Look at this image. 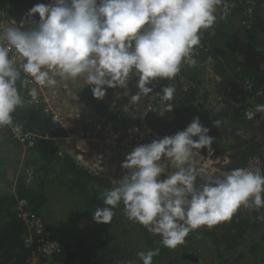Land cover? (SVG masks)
<instances>
[{
  "label": "clouds",
  "instance_id": "9594fccd",
  "mask_svg": "<svg viewBox=\"0 0 264 264\" xmlns=\"http://www.w3.org/2000/svg\"><path fill=\"white\" fill-rule=\"evenodd\" d=\"M221 6L223 19L234 6L229 0H50L34 5L26 14L27 27L0 28V128L12 126L13 114L25 106L20 88L28 90L27 103H38L39 96L46 95L40 89H54L59 81L80 77L98 100L104 99L107 88L128 89L130 78L138 77L139 91L131 96L130 106L139 107L153 93L150 85L179 78L186 63H195L192 56L201 33L217 22ZM37 14L38 21L32 19ZM174 94L175 88L166 85L157 95L164 102ZM158 108L148 101L144 119ZM255 112L264 113V104H257ZM123 118L117 114V119ZM98 119L102 128L91 132L106 136L107 119ZM144 119L128 122V136L131 128L144 132L145 125L149 127ZM214 124L221 127L219 120ZM210 131L197 116L184 130L151 143L148 137L147 144L133 151L131 140L125 142L127 155L121 167L126 174L101 192L104 207H96L94 221L110 224L114 209L123 203L129 220L175 249L192 230L230 221L241 207L264 208L260 168H235L213 176L197 166V150L206 148L212 154L217 149L212 148ZM165 163L175 171L162 178ZM198 177L206 178L200 186ZM158 254L159 248L137 253L142 264H153Z\"/></svg>",
  "mask_w": 264,
  "mask_h": 264
},
{
  "label": "trees",
  "instance_id": "16d2710c",
  "mask_svg": "<svg viewBox=\"0 0 264 264\" xmlns=\"http://www.w3.org/2000/svg\"><path fill=\"white\" fill-rule=\"evenodd\" d=\"M40 1L42 0H35L36 4H39ZM31 2V0H0V6H11V11L17 15L25 10ZM229 3L234 6L230 7V13H228L227 17L219 18L223 15L221 6L217 10L218 19L214 26L202 31L201 43L196 47L193 56L200 62L207 61L212 64L213 71L230 82H234L235 78L238 77L250 78L255 88L258 91H262L261 94L254 97L256 101H252L250 97L240 95L236 103L219 112H211L205 108L207 100L201 101L198 90L193 88L191 94H185L181 90L178 77L171 81L161 80L154 82V86L150 85V87L160 93L166 85H171L175 88L173 99L167 101L164 116L172 119L176 114L178 120L162 123L163 125H169V135L184 130L192 122L193 118L198 116L201 123L211 129L209 135L214 137L212 148L224 147L231 152H236L239 150L237 144L246 145L243 148L244 151L242 149L240 151L241 155L237 158L238 163L228 165L227 170L231 171L235 168H241L247 155L250 154L260 155L264 162L262 137L258 141L252 142L251 139L244 140V135L248 133L246 130L240 129L237 133L231 134L218 132L213 129L215 120L241 127L245 124L249 125L251 120L245 117L247 107L264 104V64L253 60L252 53H245L241 47L242 44H248L253 47L254 43L264 46V0H258V5L251 17L246 12L247 6L243 0H229ZM246 21L251 23L249 29H247ZM184 67H182L181 72L185 74L186 78L188 77L193 83L199 85L200 79L198 80L197 75L191 73L192 70L190 71L189 68L186 67L187 69H184ZM20 93L22 96L29 97L27 89L20 88ZM169 104L172 105V110L168 109ZM260 117L255 125L256 127L261 121H264V113H260ZM13 118L14 121L24 123L27 128L37 133L35 144L30 149L34 154H38L36 158L38 168L35 169V174H32L28 183L24 180L20 182L19 179L14 189L12 187L7 188L5 191L0 189V264H25L32 254L31 248L27 247L24 241L23 235L26 231V224L18 216V202L21 199L26 200V208L31 214L43 218L45 227L50 229L53 232L52 236L59 240L60 251L54 255L51 264H125L112 263L111 259H106V253L102 250L105 249V242L108 238L95 244H90L85 238L76 237L72 240L69 237H64V235H59L56 232L61 226L60 222L55 225L42 213L47 199L43 191L45 181L50 172H53L54 166L60 165L59 178L66 180L67 195L75 194L78 197H83V199L78 200L80 205L76 201L75 205L78 207L83 205L86 213L94 212L96 207H104L100 198L101 192L116 185L111 184L104 177L97 176L91 171L83 169L71 155L60 152V145L58 144L57 146L56 142H60V144L65 142L58 137H61L60 135H64L66 132L60 125H57V129L53 130L56 124H54L51 115L44 110L42 103H32L18 108L13 114ZM257 133L255 135L259 137ZM13 135L11 128H0V144L5 142L19 144L20 142ZM227 135H230V137H227ZM230 138H233L231 142L229 141ZM236 138H238V141H236ZM205 150L206 148L199 151L205 152ZM2 161H4L3 157L0 156V162ZM39 170L41 174L37 172ZM21 178L24 179L23 176ZM205 180L206 178L198 177L197 186L202 185ZM81 213L79 214L80 217H82ZM260 226H262V230L259 235L254 239L252 238L249 244L253 252L258 249V241L264 239V208L251 209L249 216L244 215L242 209H239L230 221L217 224V227L222 230V236L227 242V248H234L238 244L243 243V240L249 238L250 231L255 228L258 229ZM152 242L153 239H149V243L151 244ZM34 246H37V239H35ZM194 263L200 264V262Z\"/></svg>",
  "mask_w": 264,
  "mask_h": 264
},
{
  "label": "rangeland",
  "instance_id": "374dc122",
  "mask_svg": "<svg viewBox=\"0 0 264 264\" xmlns=\"http://www.w3.org/2000/svg\"><path fill=\"white\" fill-rule=\"evenodd\" d=\"M241 47L245 53H252L253 60L264 64V46L261 48L260 44L254 43L253 47L248 44H242ZM209 69L211 70V68L204 67L202 80L210 77L211 71ZM130 79L132 80L129 82L128 89L107 88L106 96L102 100L94 98L91 91L92 86L87 85L83 77L76 80L59 81L54 89H40L49 97L47 98L48 104L45 105V110L47 109L51 116L56 115L61 120V127L66 132L64 135H60L65 142L61 144L56 142L57 146L60 145V152H71L80 167L91 171L97 176L106 178L114 185H117L118 180L126 174V170L122 169L121 163L127 155L123 152V144L131 140L128 139L127 134L128 122L135 120L139 122L140 119H144L145 112L143 108L147 105V102L159 106L158 111L154 110L146 117L149 128L158 137L166 136V134L170 136L169 125H163L162 123L178 120L176 114L172 119L164 116L167 101L162 102L157 95L160 92L155 90L149 97L142 100L139 107L130 106L131 96L139 91L136 86L137 77ZM197 88L201 101L207 100L205 108L208 110L210 101L208 97L205 98L206 88L204 83H199ZM126 91L129 93L128 95L124 94ZM218 91H220V96L224 88L221 87ZM50 92H52L51 95ZM119 93L120 95H118ZM23 97L26 101L25 106H27L29 99ZM212 107H215V105ZM118 113H121L124 118L117 119ZM100 116L107 119L106 136L95 135L91 132L92 129H87L85 126L88 123L86 118H98ZM259 118H261L260 113H256L250 124L243 126V130L248 132L244 135V140L251 139L252 142H255L260 137L264 140V121H261L257 127L255 126ZM222 123L221 127H214L213 129L231 132L237 127L234 124ZM132 130L131 128V133ZM255 133L259 134V137H256ZM149 137V140L155 138L154 134ZM158 137L157 139H159ZM66 139H70L69 143L73 145H69ZM0 156L4 160L0 162V189L3 191L10 187L14 189L19 179L20 182L24 180L28 183L29 178L31 179L32 174H35V169L38 168L36 165L38 154H34L31 149L23 144L11 142L0 144ZM198 159L199 156L196 155L197 166L204 167L202 166V160ZM165 168L166 171L162 178L175 171L169 163H165ZM59 170L60 165L54 166L53 172H50L45 181L43 191L47 199L42 209L43 215H46L45 217L55 225L60 222L61 226L56 232L72 240L80 237L85 238L90 244H95L108 238L105 242V249L102 251L106 253V259H111L112 263L134 261V264H142L137 255L138 252L159 248V254L153 258V264H196L194 262H200V264H264V239L258 241V249L255 252L251 251L249 246L252 238L254 239L259 235L262 226L251 230L249 238L243 240V243L234 248H227L222 230L216 225L212 228L203 226L190 232L191 234L187 235L182 245L170 249L162 245L161 238L158 235H153L141 224L129 220L124 213L123 203L114 209L115 215L110 224L95 222L92 211L86 213L83 205L80 207L75 205V201L79 203L78 200L83 199V197H78L75 194L67 195L66 180L59 178ZM37 172L41 174L40 170ZM216 173L212 175H220L218 172ZM80 212H82V217L79 216ZM242 212L244 215L249 216L251 209L243 208ZM149 239H153L151 244Z\"/></svg>",
  "mask_w": 264,
  "mask_h": 264
},
{
  "label": "built area",
  "instance_id": "2783aa9c",
  "mask_svg": "<svg viewBox=\"0 0 264 264\" xmlns=\"http://www.w3.org/2000/svg\"><path fill=\"white\" fill-rule=\"evenodd\" d=\"M32 2L30 5L23 10L22 12L18 13L17 15L13 14L11 11V6L9 5H1L0 6V28L7 27L9 25H15L18 27H27L26 19H29L26 14L28 10L36 5L35 0H31ZM246 4V12L249 14V17L252 16L253 11L255 10L256 6L258 5V0H243ZM40 3L48 4L50 3V0H42ZM39 3V4H40ZM263 3V2H262ZM230 13V11H229ZM36 21L39 20V15L37 14L36 17L32 18ZM247 23V29L250 28L251 23L246 21ZM192 59L195 60L194 64H185L187 68L190 70L195 69H203L204 67L211 68V75L210 78L216 80L217 76L212 70V64L206 62H200L197 60L195 56H192ZM210 62V59H209ZM185 67V68H186ZM179 81H180V87L181 90L185 94H191L193 92V88L198 90L196 83H193L188 77L186 78L185 74L180 71L179 73ZM224 91L221 93L220 96L213 97V94H209L208 100L210 101V108L208 109L211 112H218L229 105L236 103L239 99V94L242 93L243 96H247L250 98H254V96H257L261 94L262 91H258L253 81L250 78L246 77H238L235 78L234 82L232 83H225ZM249 86V87H248ZM49 97H47L44 94V97L39 98V103L44 104V102L47 103ZM32 104V103H30ZM215 105V107H212ZM218 105V106H217ZM45 108V105H44ZM152 108V107H151ZM47 110V109H46ZM148 110V109H147ZM146 110V111H147ZM256 115L255 107L254 106H248L246 109L245 117L248 120H252ZM52 120L54 124H56V127H53L54 130L57 129V125H61V120L56 117V115L52 116ZM87 124L85 125L87 129H94V133L98 132L100 128H102V122L98 118H91L87 120ZM11 128L12 132L14 133V137L23 145L26 147H33L37 138V133H35L33 130H30L27 128L24 123L14 121L12 126H8ZM87 131V130H86ZM146 134V135H145ZM155 136V138H152L150 140V143L157 139L158 135L155 134L152 129H150L147 125H145L144 132H141L140 130H135V137H131L132 142V148L131 151L134 150L135 147L147 144L148 137L150 135ZM164 136H159L158 138H162ZM59 139H62L61 137H58ZM150 139V137H149ZM66 142H70V139H66ZM69 145H73L69 143ZM215 151V150H214ZM199 156V159L202 160V166H204L211 174H223L225 172H229L226 168V162L227 160H220L217 157L214 156V152L212 154L208 153V150L206 152H202L197 150V154ZM126 158V157H125ZM198 159V160H199ZM197 162V161H196ZM221 163V164H219ZM221 166V167H219ZM260 168L262 171H264V162L262 160V157L258 154H250L247 155L244 164L241 166V168ZM217 170V171H216ZM26 200L21 199L18 202V216L24 220L26 224V231L24 233V241L27 245V247L31 248L32 254L27 259L25 264H51V261L54 259V255L57 254L60 251V243L59 240L54 238L52 236V231L50 229H47L44 225V220L41 216L31 214L29 210L26 208ZM243 209V208H241ZM254 209V208H253ZM35 239H37V246L35 247Z\"/></svg>",
  "mask_w": 264,
  "mask_h": 264
},
{
  "label": "crops",
  "instance_id": "0c3cea01",
  "mask_svg": "<svg viewBox=\"0 0 264 264\" xmlns=\"http://www.w3.org/2000/svg\"><path fill=\"white\" fill-rule=\"evenodd\" d=\"M261 48H263V46L261 47ZM203 62V61H202ZM207 68V67H206ZM191 71V70H190ZM202 71H203V69H195V70H193V71H191V73H195V75H197V77H198V80L200 79V80H202L203 78H202ZM214 72V71H213ZM215 73V75L217 76V79L216 80H214V79H212V78H210V77H206V79H204V80H202L200 83H204V87L206 88V90H205V92H206V94H205V97H208L209 96V94H213V97H217V96H219V93H220V91H218V89L219 88H221V87H225L226 85H225V83H232V82H230L228 79H225V78H223V77H221L220 75H218L216 72H214ZM51 93L52 92H50V95H51ZM240 95H242V93H240L239 94V97H240ZM254 97H256V96H254ZM252 99V101L254 100V101H256L255 100V98L253 99V98H251ZM223 110V109H222ZM221 111V110H220ZM219 112V111H218ZM101 118H104V119H106L104 116L102 117V116H100ZM87 120H89V119H91V117L90 118H86ZM223 124V123H222ZM224 125V124H223ZM214 127H216V126H214ZM225 127V126H224ZM240 129H243V127H241V126H238L237 125V127H235V129L234 130H232L231 132H228V131H224V130H215V131H218V132H227V133H237ZM227 137H230V135H227ZM233 138H230L229 139V141L231 142V140H232ZM259 139V138H258ZM236 141H238V138H236ZM256 141H258L257 139H256ZM262 142L264 143V141L262 140ZM233 144V143H232ZM241 143H239V144H237V147H239L238 149L239 150H237L236 152H231V151H229L228 149H226V148H224V147H222V148H217L218 150H221L220 151V153H218L217 155H215V157H217L218 159H220V160H222V159H229V160H231V161H228V164H227V167H228V165L229 164H233V165H235L236 163H238L237 162V158L238 157H240V151H244V149L243 148H245V144H243V145H241ZM243 146V147H242ZM242 149V150H241ZM234 163H233V162Z\"/></svg>",
  "mask_w": 264,
  "mask_h": 264
},
{
  "label": "bare ground",
  "instance_id": "6f19581e",
  "mask_svg": "<svg viewBox=\"0 0 264 264\" xmlns=\"http://www.w3.org/2000/svg\"><path fill=\"white\" fill-rule=\"evenodd\" d=\"M133 136V137H135V131L133 130V132H132V134H129V136H128V139L130 138L131 139V137Z\"/></svg>",
  "mask_w": 264,
  "mask_h": 264
},
{
  "label": "water",
  "instance_id": "95a60500",
  "mask_svg": "<svg viewBox=\"0 0 264 264\" xmlns=\"http://www.w3.org/2000/svg\"><path fill=\"white\" fill-rule=\"evenodd\" d=\"M220 151H221V150L216 149V150L214 151V156L217 155L218 153H220Z\"/></svg>",
  "mask_w": 264,
  "mask_h": 264
}]
</instances>
